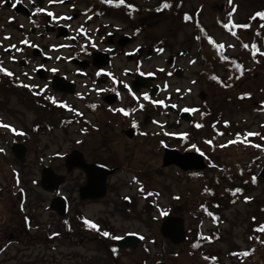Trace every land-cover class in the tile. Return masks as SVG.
I'll return each mask as SVG.
<instances>
[{
	"label": "rangeland",
	"instance_id": "rangeland-1",
	"mask_svg": "<svg viewBox=\"0 0 264 264\" xmlns=\"http://www.w3.org/2000/svg\"><path fill=\"white\" fill-rule=\"evenodd\" d=\"M101 1H105L106 4ZM49 2L60 4L54 7V4L49 3L55 17L64 11L73 14L84 10L93 12V17L87 21V24L91 22L90 24L93 25H101L97 30L98 35L101 31L105 33L111 30L113 28L111 25L114 24L121 30H133V26L138 27L137 22H139L141 27L139 26L140 33L137 39H140V43H147L152 35L158 40L164 37V45L168 48L161 55L145 62L143 69L146 71L152 70L155 65H164L167 69L166 58L169 53H176L177 49H188L190 52L187 56H180L171 66L172 69L177 65L186 68L182 77L168 78V83L171 85L168 91L179 89L172 100L178 107L180 105L199 107L194 119L190 117L189 120L193 119L191 123L198 121L197 125L202 127L194 126L183 119L178 121V116L175 114L162 115L160 107L145 108V112L138 116L142 127L150 131L152 133L150 137L157 141L161 134L158 132L159 129L151 124V120L171 122V128L168 127L171 131L189 132L188 139L171 136L172 139L169 141L170 145L179 149L176 151L178 154L174 156L184 157L181 160L189 164L198 163L194 158H185L186 153H182L183 148L191 141L201 144L200 147L205 154H208L206 160L210 168L201 160L203 168L195 170L194 173L188 170L182 171L173 163L171 178L166 181L155 177L154 174L146 175L157 184V190L167 187L160 194L159 208L175 205L177 210H182L184 205L183 218L187 238L181 244L170 246L162 240L160 232L155 231L156 245L146 240L130 255L121 253L122 255L119 254L117 257L121 255V261L128 264H136L138 261L140 264H152L155 260L166 261L167 264H210L209 257L213 264L223 261L229 262L228 264H254V259L264 256L260 249L251 260L241 261L235 256L238 249H245L257 243L254 227L264 223V176L258 177L259 170L264 166V159H252L254 150L251 146H245L243 142L226 147L220 145V142L238 135V132L245 134L247 130H254L259 135H255L252 139L264 147V112L261 111L258 102L264 100L262 62L264 57H257L260 62L251 60L247 51L240 46V40L228 37L224 32L228 30L222 26L226 14L233 5L237 7L234 19L237 22H248L251 12L264 9V0H233V5H229V8L225 0H124V3H120V0H111L110 3L108 0H67L63 3L51 0ZM165 2L172 3L173 6L165 9L163 8ZM129 6L137 7L141 12L138 19L127 16L126 8ZM158 8L161 10L158 11ZM186 10L190 11L191 18L181 19L182 12ZM79 17L78 15L77 18ZM83 17L84 12L78 21L82 19L84 23ZM101 19L106 23L103 24ZM78 21H72L71 24H80ZM44 22L46 24L44 16L35 18L34 23L31 18L26 20L23 16L15 17L13 12L0 6V62H2L0 65L13 73L12 76H7L0 72V122L10 125V128L0 127V148L4 150L0 152V264H102L110 258L104 256V249L99 241L76 245V239L70 240L68 237L75 226V214L79 211L72 191L73 177L77 173L70 175L67 181L58 187L59 194L65 196L68 201V211L65 216L60 217L49 207L55 190H43L39 185L40 170L44 165H52L56 171L64 172V157L75 148L89 151L92 159L101 161L100 158L109 153L122 156V149L126 148L127 144L122 140L105 141L101 148L107 153L103 149L100 153H94L90 149L87 150L89 144L83 147L77 144L80 138L91 136L87 130L93 125L100 123L101 131L104 130L102 125L108 121V111L103 107V111L99 109L85 112V110L90 111L89 107L94 109L96 104L91 101L98 99L93 92L91 93L93 89L89 88L92 83L89 79H77V91L81 90L80 92L55 93L47 81H44L46 74L38 76L39 78L32 74L31 68L41 60L38 53L33 52L29 46L23 47L20 43L25 33L33 39L32 41L41 43L44 51H47L48 44L62 40L54 28H43ZM254 24L257 25L255 27L257 33L253 38L264 39V26L258 27L260 22ZM199 31H203V38L200 41L196 39ZM234 32H238L239 37L243 36V31ZM208 35L214 37L216 42L224 41L228 46L233 44V49L225 48L228 57L232 60L237 59L244 65L243 76L239 75L238 78H241H236L233 86L230 85L231 80L226 79L231 71L229 64L215 56L221 52L213 43H209ZM259 44H262V40H259ZM190 55L195 57V63L187 65ZM101 57L98 55L99 59ZM120 58L122 57L113 60L111 68L116 70L117 63L120 66L127 64L124 58L123 60ZM79 59L85 58L80 56ZM55 64H60L59 72L69 71L70 76L74 78L73 66L65 62L59 63L55 58L50 59L48 66ZM214 73L221 76L223 82L215 83L210 79L209 76ZM164 81L167 80L162 79L159 84H163ZM82 82H86L85 87ZM22 83L39 84L43 87L48 85L44 91L58 99H65L70 109L54 106L44 96H41V99L33 98L28 88L22 87ZM200 92L204 93L202 99L199 97ZM61 93L65 95L60 96ZM80 93L83 94L82 97ZM86 93L89 96H86ZM152 97H156V94H152ZM73 109L84 113L79 115ZM107 127L109 126L104 127L106 132ZM82 129L86 131L84 134L80 133ZM220 129L224 130L222 137L218 133ZM99 134L104 136L103 133H98L96 136L99 137ZM112 134H107L103 139L117 138L115 132ZM206 139L215 140V145L207 143ZM15 141L23 143L28 148L24 163L16 160L10 151V146ZM157 156L159 163L161 152H157ZM218 167L221 170H218ZM131 170L132 168L125 170L127 172L125 177L120 174L114 177H118L117 186L121 188V194H129ZM252 175L258 177L255 183L252 182ZM149 188L155 187L150 185ZM237 189L240 191L237 192ZM131 192H135V186ZM177 194L181 195L179 200L175 198ZM137 195L139 197L138 192ZM138 197L128 206L123 205L121 213L119 211L113 213L108 208H101L102 212H100L98 211L100 207L91 208L87 205L81 206V209L85 215H91V211L100 214L102 219L114 229L112 232L137 229L143 234L153 233L149 219L153 220L152 216H157V213L153 207L145 209L143 206L140 209V204L142 202L146 204V201ZM183 197L184 199L186 197L184 202ZM111 198L112 194H109L106 201ZM199 203L206 205L217 214L218 222L212 221L206 215L207 212H202L198 207ZM202 233L211 235L209 238H204ZM261 235L264 239L263 232Z\"/></svg>",
	"mask_w": 264,
	"mask_h": 264
},
{
	"label": "flooded vegetation",
	"instance_id": "flooded-vegetation-1",
	"mask_svg": "<svg viewBox=\"0 0 264 264\" xmlns=\"http://www.w3.org/2000/svg\"><path fill=\"white\" fill-rule=\"evenodd\" d=\"M12 2L15 4H24L29 9V14L27 15V17H29V19L31 18L32 20H35V18L37 17H41L44 12H37V9H43L42 3H38L37 0H12ZM4 3L5 5L11 7L15 5L11 4L9 0H4ZM198 8L201 9L200 6H198ZM199 11L200 10H198V12ZM184 12L185 11L182 12L181 19H185L184 17L186 14L190 19L192 16L189 13L190 11L186 10V12ZM126 13L128 17L137 19L141 14L137 7L130 6L126 8ZM78 15L79 14L75 12L74 14L69 13L67 15L60 16V19L66 21L67 18L79 20L80 17L83 16V13L79 15V18H77ZM92 17L93 12H85L83 17L85 22L82 23L83 21L81 19V21H79L80 25L77 26L66 25L65 27H61L60 25H55V22L53 20H49V22H47L46 19V24L45 22L43 23V28H54L57 31V35L60 34V38L62 40H59L57 43L53 44L56 47V50L59 49L58 53L61 54V57L56 59V61L59 63L65 62L73 66L75 74L74 78L70 76V73H68L69 71L59 72V70L61 69L60 64H55L56 66H48L50 58L46 56L47 53L43 50L42 44L35 40L32 41L33 39H31L29 47L33 52L39 54L41 62L34 65L31 68V72L32 74H35L36 77L43 74L45 76L46 74V79L44 81H47V84L50 87L53 88L52 81L55 80V87L63 90H70L72 91L70 92V94H73L75 93V91H77L78 78L89 79L90 83L92 82L89 86V88L93 89L91 90V93L93 92V94L97 96L98 99L97 101H91L92 103L96 104V107L94 109L89 107L90 111L85 110V112H91L93 110L99 109H102L103 111L104 107V110L108 111L107 114L109 115V117L107 115L108 121H106L102 126L105 127L106 125L109 127H107L106 132V129L104 127H102L104 130L101 131L100 123L93 125L90 130H87L88 134H90L91 136L80 138L77 144H81L82 147L89 144L87 150L90 149L94 153H100L101 149L105 150L104 148H101V145L105 141L119 142L118 140H122L127 144V146L126 148L122 149V156H117L115 154L109 153L107 155H103V157L100 158L101 161L92 159L90 157L89 151H86L82 148H75L72 149L70 153H68L71 155L70 169L68 171L65 167V164L63 163V167L65 169L64 172L56 171L52 165H44L41 168L40 173L46 166L50 167L54 171V173L64 176V182L67 181L66 179L70 175H72L73 173H77L74 177L72 176L74 178L72 191L74 193V201L79 206V211H77L75 214V226L73 231L68 234V237L70 238V240L76 239V245H80L83 242L95 243V241H99L102 248L104 249V256L110 258L109 261L104 262H108L109 264H128L125 261H121V255H130V253L138 249L140 245H143L146 240L148 241V243H155L156 245L157 238L154 237V233L155 231L160 232V225L165 219L181 218L185 225V221L183 218L184 205L182 206V210H177V207H175V205H167L164 207L161 206L163 209V214L161 216H158L159 197L161 192H164V189H166L167 187H164L160 191L157 190V184L153 183L149 179V177L147 178L146 176L147 174H154L155 177H160L161 179H165V181L166 179L171 178L170 171L172 168H174L173 164L169 166H163L162 163L164 148H175L169 143V141L172 139L170 138L171 136L169 135V133H173L176 131H171L168 129V127L171 128V122H163L157 124L155 121L151 120V124H154L159 129V134H161V137H159L157 141V139L150 137V135L152 136V133L150 131L142 127L141 121L139 120L138 116L145 112V108L151 107L153 109H158L160 107L162 115L175 114L178 116L177 120H181L180 112L184 111V109L186 108H181L182 105L178 107L177 104L172 102L175 93L179 92V89L174 88L172 89V91H168V89L171 87V85L168 83V78H178L184 75L186 68L185 66L180 67L177 65L173 69L171 68V66L176 63L177 59L180 56H187L190 54V52L188 49H177L176 53L168 54V57L166 58V66L168 67L167 69L164 65H155L152 70L146 71L143 69L145 62L151 60L153 57L161 55L168 48L166 47V45H164L165 38L162 37L160 40H158L156 36L152 35L149 37L147 43H140V39H137V35L140 33L139 22H137L139 26H133V30H121L119 27L114 26L115 24H110L113 27L111 28V30L106 31L105 33L104 31H101V33L98 35L97 30L100 29L101 25H93L90 24L91 22L87 24V21L91 20ZM225 19L226 21L228 20V13L225 16ZM103 21L104 20H102V23L105 24L106 22ZM235 22L237 21L235 20ZM245 24H248L249 27L242 28V31H244L242 41L252 43L254 39V27L252 25V22L248 21L245 22ZM196 35L200 37L198 41L202 40L203 31H199ZM257 39L264 40L262 38ZM63 44H69V46L67 48H64ZM63 49H67L68 51H60ZM158 49H163V52L158 51ZM98 55H101L102 57L99 59ZM80 56H83L85 59L80 60ZM119 56L122 57L120 58L122 60L124 58L127 64L120 66V64L117 63L115 70L114 68H111V65L113 63V60H115V58ZM250 59L253 60L252 58ZM192 61H195V57L190 55L187 61V65H192ZM53 69H55V71H53ZM55 76H60V78ZM138 76L140 77V81L145 85L144 88H135V86H141L135 85L136 82H134V80ZM162 79H166L167 81H164L163 84H159V81ZM85 83L86 82H82L84 87L86 86ZM26 84L30 86L28 87V92L33 98H40L47 93L43 91V86H40L39 84ZM125 85H127V88L125 87ZM53 89L55 90V93H59L58 89ZM144 94L148 95V100H145L143 98ZM152 94H156V97H152ZM64 95L65 94L61 93L60 96ZM85 95L89 96L88 93H86ZM51 96L52 95L49 94L45 97ZM80 96L82 97L83 94L80 93ZM54 98L60 103L59 105H61V103L63 102L67 103L65 99H58L56 98V96H54ZM151 99H153L154 101L152 102ZM118 109H124L129 113V115H123L122 112L117 111ZM189 110L192 111L191 109ZM77 111L82 114L84 113L81 110ZM193 114L194 113L192 111V115ZM145 119L147 120V116L145 117ZM134 122L137 125L136 127L132 126ZM145 123L147 124V121H145ZM85 132L86 131L83 129L80 131V133L82 134H84ZM90 132H93L95 136ZM114 132L116 133L117 138H109L108 140L103 139L107 134L111 135ZM98 133H103L104 136L99 134L100 136L97 137L96 135ZM200 146L201 145H198V150L183 148L184 150H182V152L192 151L202 153L204 155L206 166L210 168V166L208 165L209 162H207L206 160L207 153L205 154V151H203ZM157 152H161L159 163V156H157ZM154 153L156 154L154 155ZM27 154L28 148L26 146L25 159ZM177 167L180 168L179 166ZM129 168H132V170L129 171L131 176L129 180L130 191L129 194H121V188L117 186L118 177H114L118 174L125 177L127 174L125 170ZM211 168L213 167L211 166ZM181 170L187 171L183 169ZM195 170L197 169H191L188 170V172L195 173ZM150 185H153L155 188H149ZM86 186L87 189L84 191L83 189ZM134 186L135 192H131ZM59 191V189L53 191L55 193L54 197L59 196ZM137 192L139 193V197L141 198V200L143 199L146 201V204H143L142 202L139 208L142 209L143 206L145 209L153 207L155 212L157 213V216H152L153 220L149 219L150 229L153 230V233L143 234L137 229H125L119 230L117 232H112L114 229L110 227L108 222H105L102 219L100 214H96L92 211L91 215H85L84 213H82L81 208L85 205H87L88 207L91 206V208L100 207L99 210L97 209L100 212H102L101 208H108V210L112 211L113 213H118V211L120 212L122 210L123 205L128 206L137 199ZM109 194H112V198L106 201ZM148 198H150V200H147ZM175 198L179 200L181 198V195L177 194ZM65 199L67 201V198ZM182 200L183 202L186 201V197L185 199L183 197ZM137 214H139L138 211ZM86 219L97 224L101 231H108L110 233V237H102L99 232L94 229H90L87 225L84 224V220ZM127 235H137L139 239H133V242H131V244H129L128 246H119L118 240ZM113 236L119 237V239H112L111 237ZM141 237H143V239H141ZM160 237L168 245H174L169 239L164 238L161 233ZM113 249H115L116 251L113 252ZM119 254H121V257H117ZM157 262H163L167 264L166 261L160 260H155L152 264H155ZM136 264H140L139 261Z\"/></svg>",
	"mask_w": 264,
	"mask_h": 264
},
{
	"label": "water",
	"instance_id": "water-1",
	"mask_svg": "<svg viewBox=\"0 0 264 264\" xmlns=\"http://www.w3.org/2000/svg\"><path fill=\"white\" fill-rule=\"evenodd\" d=\"M138 84L140 85L141 83L138 82ZM11 150L17 159H19L21 162L24 160L23 156L25 153V147L23 145L13 144L11 147ZM177 154L178 153L175 150H166L164 154V158H163V164L168 165V164L174 163L184 170L194 169V168H203V165L201 164V158L199 156H196L194 154H185V158L191 157L197 160L198 162V163L192 162V164H189L185 162L184 160H181V158H184V157L178 158L174 156ZM70 159H71V155L67 156L66 161H65L67 170L70 169ZM63 179H64L63 176L54 174V172L50 168H44L41 173L40 185L43 189H46V190L56 189L62 183ZM86 189H87V186L83 190L85 191ZM61 200H62L61 198L54 199L51 202V208L56 210L60 215H63L66 209ZM181 227H182V224L180 223L179 224L174 223V224H171L170 226L168 223H164L162 226V233L164 236L169 237L173 242H180L184 238L183 230L181 229ZM119 242H120L119 244H128L129 242L130 243L133 242V240L132 238L127 237L126 239H122Z\"/></svg>",
	"mask_w": 264,
	"mask_h": 264
},
{
	"label": "snow or ice",
	"instance_id": "snow-or-ice-1",
	"mask_svg": "<svg viewBox=\"0 0 264 264\" xmlns=\"http://www.w3.org/2000/svg\"><path fill=\"white\" fill-rule=\"evenodd\" d=\"M56 2H59V3H63V0H56ZM108 2L110 3L111 2V0H108ZM120 3H124V0H120ZM228 3H229V5L231 6V5H233V0H228ZM171 7V4H169V3H167V2H165L164 4H163V8H170ZM158 11L159 10H161V9H157ZM42 11H44V9H37V12H42ZM236 12V7L235 6H233L232 7V10L228 13V19H229V22H231V18H232V16H233V14ZM47 15L48 16H50V17H52V16H54V14L52 13V12H47ZM255 17H261V18H264V11H259V12H257V13H255L254 14V16L253 17H251V19H255ZM90 18V17H89ZM185 20H187V19H189V17L187 16V14L185 15ZM239 27H244V28H248L249 27V25L248 24H245V25H238ZM223 27H225V28H227L228 27V24L227 23H225L224 25H223ZM232 35L233 36H235L236 35V33L235 32H233L232 33ZM5 39H8V37H5ZM196 39H200V37L199 36H197L196 37ZM209 43H214L212 40H211V38H209ZM94 46V45H93ZM218 47L219 48H223L224 47V45H218ZM5 51H7V49H5ZM158 51H160V52H163V49H158ZM191 63H195V61H192ZM0 64H2V62H0ZM237 67H240L239 65L237 66ZM53 71H55V69H53ZM161 71H162V69H161ZM0 72H3L5 75H7V76H12L13 75V73H11L10 71H7L6 69H4L3 67H0ZM98 75H99V73H98ZM213 80H217L218 78L216 77V76H213V77H211ZM193 83H195V81H193ZM23 87H25V88H28V87H30L29 85H23ZM125 87L127 88V85H125ZM145 100H148L149 99V97H148V95L147 94H144V97H143ZM53 103H55V100H53ZM162 103V102H161ZM61 106H63V105H61ZM93 107H95V106H93ZM142 107V106H141ZM117 111H120V112H122L123 113V115H125V116H128L129 115V113L127 112V111H125L124 109H118ZM184 111L185 112H187V111H190L189 109H184ZM192 111H195V109H193ZM133 127H136L137 125L135 124V122L133 123V125H132ZM225 126L227 127V122H225ZM0 127H4V128H10V125H6V124H3L2 122H0ZM197 127H202V125H197ZM13 131H15V129H12ZM17 134H19V135H23V133H17ZM249 135H259L258 133H256V134H254V133H249ZM236 141H229L228 143L229 144H232V143H235ZM207 143H211V141H207ZM227 145H221V147H226ZM193 147L195 148V145H193ZM4 150L2 149V148H0V152H3ZM134 180H135V178H134ZM252 182L253 183H255V177H253L252 178ZM141 191H142V189H141ZM237 192H239L240 191V189H237L236 190ZM149 195H151V194H149ZM248 198H246V200H247ZM27 219V218H26ZM84 224L85 225H87L90 229H94V230H96L97 232H99V234L102 236V237H110V233L108 232V231H101L100 230V228H99V226L97 225V224H95V223H93V222H91V221H89V220H84ZM260 231H264V229H259ZM54 235H58V234H54ZM112 239H119V237H111ZM141 239H143V237H141ZM249 239H251V237H249ZM116 250L115 249H113V252H115ZM250 253H247V252H245L244 253V255H249Z\"/></svg>",
	"mask_w": 264,
	"mask_h": 264
},
{
	"label": "trees",
	"instance_id": "trees-1",
	"mask_svg": "<svg viewBox=\"0 0 264 264\" xmlns=\"http://www.w3.org/2000/svg\"><path fill=\"white\" fill-rule=\"evenodd\" d=\"M264 229V226L262 227ZM256 244L250 247L248 250L243 251L240 254H237L238 258L241 261L246 260H251V258H255L257 251L260 249L262 253H264V239L262 238H257ZM250 253L249 255H244V253ZM254 264H264V256H262L260 259H254L253 261Z\"/></svg>",
	"mask_w": 264,
	"mask_h": 264
}]
</instances>
